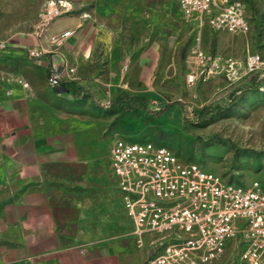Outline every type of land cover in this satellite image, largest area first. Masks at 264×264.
<instances>
[{
  "label": "crops",
  "instance_id": "obj_1",
  "mask_svg": "<svg viewBox=\"0 0 264 264\" xmlns=\"http://www.w3.org/2000/svg\"><path fill=\"white\" fill-rule=\"evenodd\" d=\"M124 1L71 0L72 10L45 28L0 36V264H122L151 245L138 242L112 167L126 111L93 104L109 105L124 91L146 98L152 91L154 47L122 44L118 54L119 44L104 45L111 61L106 74L96 73V39ZM65 30L72 32L60 43L50 41ZM31 47L45 52L33 56ZM189 52L187 72L194 68ZM51 68L62 75L56 86L48 81ZM68 80L91 95L77 99L62 85ZM181 112L180 104L168 110L172 118Z\"/></svg>",
  "mask_w": 264,
  "mask_h": 264
},
{
  "label": "rangeland",
  "instance_id": "obj_2",
  "mask_svg": "<svg viewBox=\"0 0 264 264\" xmlns=\"http://www.w3.org/2000/svg\"><path fill=\"white\" fill-rule=\"evenodd\" d=\"M43 1L0 0V36L40 29ZM244 1L251 27L247 32L236 33L196 23L183 14L176 0H125L105 17L106 30L96 39L93 53L99 66L96 73L104 75L111 61L104 45L119 44L118 54L122 53V44L137 49L156 48L152 91L147 102L153 108L169 103L182 107L175 118L168 114L173 105L156 115L126 111L117 125L120 133L129 139L164 143L181 158L200 162L207 170L224 173L242 183L259 180L264 187V89L247 90L244 101L229 116L217 117L205 125L195 123L201 120L198 113L203 106L228 101L234 89L246 85L254 76L264 78V72L254 71L236 80L222 73L189 85L182 56L201 33L203 47L211 52L236 58L246 57L248 52L260 53L264 59V0ZM214 36L217 45L213 50ZM242 248L239 239L231 241L218 264H249L242 258ZM155 252L156 247L147 244L142 250L127 254L122 264H147Z\"/></svg>",
  "mask_w": 264,
  "mask_h": 264
},
{
  "label": "built area",
  "instance_id": "obj_3",
  "mask_svg": "<svg viewBox=\"0 0 264 264\" xmlns=\"http://www.w3.org/2000/svg\"><path fill=\"white\" fill-rule=\"evenodd\" d=\"M186 17L214 29L247 32L251 19L244 0H178ZM71 0H44L40 28L72 10ZM72 31L50 36L58 44ZM199 33L188 60L189 85L226 74L236 80L264 64L260 53L236 58L208 51ZM33 56L44 48L31 47ZM75 68H69L71 77ZM26 87L30 83L18 78ZM62 75L51 68L48 81L60 84ZM264 89V83L261 85ZM114 172L119 177L125 207L134 221L138 242L147 240L156 252L147 264H218L229 243L242 241V258L264 264V187L259 180L242 183L224 173L207 170L200 162L181 158L168 145L151 139H129L117 134L111 148ZM158 246L160 248H158Z\"/></svg>",
  "mask_w": 264,
  "mask_h": 264
},
{
  "label": "trees",
  "instance_id": "obj_4",
  "mask_svg": "<svg viewBox=\"0 0 264 264\" xmlns=\"http://www.w3.org/2000/svg\"><path fill=\"white\" fill-rule=\"evenodd\" d=\"M216 45H217V37L214 36L211 45L213 50L216 48ZM185 54L186 51H183L182 56H185ZM263 83H264V78L259 79L256 76L252 77L246 85L234 89L230 93L229 95L230 99L228 101L217 102L203 106L198 113L200 115L199 118H201V120L195 121V123L200 125H205L208 122L215 120V118L217 117L229 116L230 114L235 112L238 108V105L244 101L247 90L261 89V85ZM62 85L67 90L72 91L79 100L84 99L87 96L91 95L90 91L85 90L75 80L62 81ZM93 104L102 111L108 113H118L120 111L125 110V111L134 112L138 115L144 113L156 115L159 114L160 112H163L172 105H174V103H169L159 108H153L149 106V103L147 102V98L145 96L139 94H132L125 91L118 94L116 98L109 105L98 104L95 102Z\"/></svg>",
  "mask_w": 264,
  "mask_h": 264
}]
</instances>
